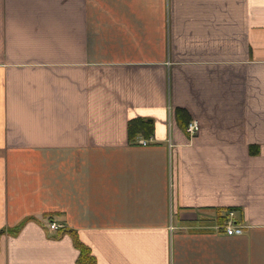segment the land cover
Wrapping results in <instances>:
<instances>
[{"label":"crops","instance_id":"0c3cea01","mask_svg":"<svg viewBox=\"0 0 264 264\" xmlns=\"http://www.w3.org/2000/svg\"><path fill=\"white\" fill-rule=\"evenodd\" d=\"M74 235L96 264H264V0H0V264H78Z\"/></svg>","mask_w":264,"mask_h":264},{"label":"trees","instance_id":"16d2710c","mask_svg":"<svg viewBox=\"0 0 264 264\" xmlns=\"http://www.w3.org/2000/svg\"><path fill=\"white\" fill-rule=\"evenodd\" d=\"M153 133V124L151 119L148 118H132L128 121V138L134 140L137 135H141L148 138ZM251 152H256L254 145H250ZM20 225L16 226L13 231L17 230ZM66 228L61 227L58 229V233H63ZM74 245L79 249V255L77 258L78 264H96L95 257L91 253L89 247L82 243L75 235L73 237Z\"/></svg>","mask_w":264,"mask_h":264},{"label":"built area","instance_id":"2783aa9c","mask_svg":"<svg viewBox=\"0 0 264 264\" xmlns=\"http://www.w3.org/2000/svg\"><path fill=\"white\" fill-rule=\"evenodd\" d=\"M199 130V123L196 119H192L190 121H188V123L186 124L185 127V131L187 132L188 136L190 138H192ZM140 143L142 144H146L148 142L147 138H140L138 140ZM235 213H236V209L235 208H228L225 209L222 217V221H220L217 224V228L220 231H223L224 233L228 234V235H233V234H240L243 232L244 229V225L242 223H239L236 221V217H235ZM49 227L51 229H59L62 226L55 222V221H51L49 223Z\"/></svg>","mask_w":264,"mask_h":264}]
</instances>
